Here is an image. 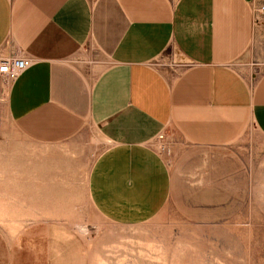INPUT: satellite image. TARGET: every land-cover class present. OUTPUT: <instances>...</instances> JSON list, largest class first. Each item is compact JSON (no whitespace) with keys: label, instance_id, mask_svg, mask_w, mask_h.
Wrapping results in <instances>:
<instances>
[{"label":"crops","instance_id":"crops-1","mask_svg":"<svg viewBox=\"0 0 264 264\" xmlns=\"http://www.w3.org/2000/svg\"><path fill=\"white\" fill-rule=\"evenodd\" d=\"M262 9L264 0H0V60L29 61L13 78L0 73V97L18 131L44 144L102 125L139 143L144 128L221 145L227 120L241 129L244 112L264 134Z\"/></svg>","mask_w":264,"mask_h":264},{"label":"rangeland","instance_id":"rangeland-1","mask_svg":"<svg viewBox=\"0 0 264 264\" xmlns=\"http://www.w3.org/2000/svg\"><path fill=\"white\" fill-rule=\"evenodd\" d=\"M248 117L227 120L221 145L102 125L44 144L4 92L0 264H264V134Z\"/></svg>","mask_w":264,"mask_h":264},{"label":"built area","instance_id":"built-area-1","mask_svg":"<svg viewBox=\"0 0 264 264\" xmlns=\"http://www.w3.org/2000/svg\"><path fill=\"white\" fill-rule=\"evenodd\" d=\"M264 11V9H262ZM29 61L24 58H3L0 60V73L9 78L15 77L20 71L25 69Z\"/></svg>","mask_w":264,"mask_h":264}]
</instances>
